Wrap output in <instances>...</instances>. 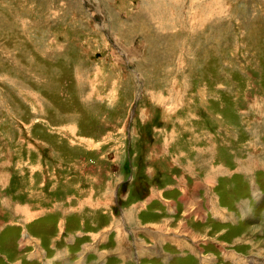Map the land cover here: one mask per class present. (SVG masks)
<instances>
[{
  "label": "rangeland",
  "instance_id": "rangeland-1",
  "mask_svg": "<svg viewBox=\"0 0 264 264\" xmlns=\"http://www.w3.org/2000/svg\"><path fill=\"white\" fill-rule=\"evenodd\" d=\"M242 166L251 216L197 234L264 264V0H0V264H132L113 192Z\"/></svg>",
  "mask_w": 264,
  "mask_h": 264
},
{
  "label": "crops",
  "instance_id": "crops-1",
  "mask_svg": "<svg viewBox=\"0 0 264 264\" xmlns=\"http://www.w3.org/2000/svg\"><path fill=\"white\" fill-rule=\"evenodd\" d=\"M248 172L249 168L247 169V166H242L237 173L233 172L229 175L230 178H239V181L243 182L244 185L241 186V188H244L247 194L245 198L241 199H237L239 196L236 197L237 193H235V186L229 189V191L223 190L224 196H219L214 188L216 186L214 176L211 177L213 185L206 184L204 180L200 179V181L195 184L197 185L195 190L192 189L193 191H190L192 193L191 195H186L188 186L187 188H177L178 195L175 198V202L169 201L161 195L162 191L159 190V192H157L158 190L154 188L152 196H149L152 190L150 192L151 187L148 185V182L145 180H138L135 188L139 198H137V202L135 199H132L124 208L126 215H128V221L122 219V213H120L122 202L119 195L117 197V194L115 195L116 192H113L116 199L114 202L119 201V206L116 211H119L118 223L120 225V230L122 229L121 231H124L130 247L129 250H126V255L123 257H127L129 262L132 261V264H262L263 258L256 257L252 260L251 258L242 257L243 255L240 253L229 251L225 249V247L216 244L214 239L209 238V236L201 237L200 234H197L199 233L197 229L200 227L203 232L207 230L210 232V230L220 231L221 229H225L222 231L225 235L227 229L231 231L235 230L231 229L235 226L240 227L239 224H237L240 221L237 222V220H242V218L245 219L251 216V205H253V201H256V198H248L250 193L247 190H253L252 182L249 181L247 176ZM178 182L181 183L182 186L184 185L180 180H178ZM183 182H185L186 186L188 180ZM127 196L126 194L125 197L127 198ZM143 198L149 199L143 200ZM222 200L228 202L226 206ZM152 201H155L157 204V207H152L153 210L144 205V202L147 203ZM247 202H249V204H247ZM150 210H152V212ZM176 211L179 218L174 225L177 226H171L169 228V216ZM141 218L145 220L143 221ZM119 220L122 221V224ZM123 220L127 222V226L124 225ZM143 222L146 223L142 225L141 223ZM246 222L248 225H258V222ZM177 227L182 233L175 230ZM134 236L137 238L140 250L139 257L136 255L135 251ZM138 237H141V239ZM213 238H215V236H213ZM237 238V236H233L231 242L235 241ZM244 238L246 239V237ZM212 251L215 255H218H212ZM95 254L102 258V260L96 261L95 264H107L103 262V254H98L96 252ZM116 256L120 257V254H114L112 260L117 261L118 257ZM256 261H259V263ZM80 264L91 263L87 262L84 256ZM117 264L124 263L117 261Z\"/></svg>",
  "mask_w": 264,
  "mask_h": 264
},
{
  "label": "bare ground",
  "instance_id": "bare-ground-1",
  "mask_svg": "<svg viewBox=\"0 0 264 264\" xmlns=\"http://www.w3.org/2000/svg\"><path fill=\"white\" fill-rule=\"evenodd\" d=\"M159 21H160V20H159ZM160 23H161V24H159L158 27H157L158 30H161L162 28H163V29L165 28V26L162 24L161 21H160ZM146 25H147V22H146V21H145V25H143L142 23L140 24V26L143 27V29H146V28H147Z\"/></svg>",
  "mask_w": 264,
  "mask_h": 264
}]
</instances>
